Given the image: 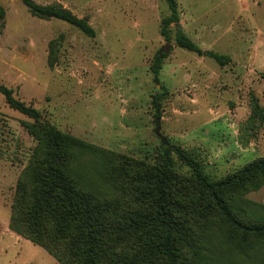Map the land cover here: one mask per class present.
I'll return each mask as SVG.
<instances>
[{
	"label": "rangeland",
	"instance_id": "1",
	"mask_svg": "<svg viewBox=\"0 0 264 264\" xmlns=\"http://www.w3.org/2000/svg\"><path fill=\"white\" fill-rule=\"evenodd\" d=\"M32 1L86 18L95 36L32 16L20 0H0V85L41 115L35 121L17 112L0 94V264H58L9 227L18 182L39 168L33 131L44 135L46 125L111 153L102 167L92 156H77L74 173L103 198L120 195L125 213L138 208L131 188L137 167L161 166L168 146L184 150L209 182L264 157V0H176L177 27L200 49L228 56L224 66L178 48L174 24L169 41L161 37L169 14L164 0ZM158 51L166 52L159 73L166 95L156 110L152 98L164 91L148 68ZM170 157L173 198L201 201L198 215L176 213L179 234L189 232L212 260L224 254L234 264H262L263 250L242 257L226 248L220 216L205 211L192 169ZM239 205L245 218L264 216V186ZM133 239L125 237L121 248L135 247ZM183 252L184 264H192L189 247Z\"/></svg>",
	"mask_w": 264,
	"mask_h": 264
},
{
	"label": "trees",
	"instance_id": "2",
	"mask_svg": "<svg viewBox=\"0 0 264 264\" xmlns=\"http://www.w3.org/2000/svg\"><path fill=\"white\" fill-rule=\"evenodd\" d=\"M164 1L169 14L161 20L160 35L168 42L169 27L173 24L177 27L179 17L176 0ZM20 2L32 16L63 21L87 37L95 36L86 18H78L64 8L41 6L32 0ZM4 16L0 6V24ZM175 44L197 56L212 59L219 66L230 62L228 56L200 49L179 27ZM165 58L166 52L158 51L148 68L153 83L164 91L152 98L156 110L157 100L166 95L159 80ZM0 94L12 109L35 121L40 120L41 115L15 100L10 89L0 85ZM44 130V135L33 131L39 142L35 149V163L39 168L18 182L9 227L43 248L58 264H184V246L189 247L192 264H234L228 262L224 254H220L221 261L212 260L208 251L204 252L200 245L191 242L189 232L186 236L179 234L184 231L179 230L176 213L187 209L198 215L201 201L189 199L185 204L186 200L173 198L172 186L177 177L172 172L171 153L192 169L196 183L205 192V211L220 216L219 228L225 231L226 248L242 257L255 250L264 251V216L245 218V210L239 205L244 195L264 186V157L222 180L209 182L184 150L168 146L161 166L151 168L142 163L137 167L131 188H134L132 196L138 208L125 213L121 209L120 195L117 194L113 201L103 198L89 190L74 173L77 156H92L102 167L111 162V153L52 126L46 125ZM125 237L134 238L136 246L130 244V250L121 248Z\"/></svg>",
	"mask_w": 264,
	"mask_h": 264
},
{
	"label": "water",
	"instance_id": "3",
	"mask_svg": "<svg viewBox=\"0 0 264 264\" xmlns=\"http://www.w3.org/2000/svg\"><path fill=\"white\" fill-rule=\"evenodd\" d=\"M159 131H160L159 119H156V120H155V130H154V133H155L159 138L162 139V136H161V134H160Z\"/></svg>",
	"mask_w": 264,
	"mask_h": 264
}]
</instances>
